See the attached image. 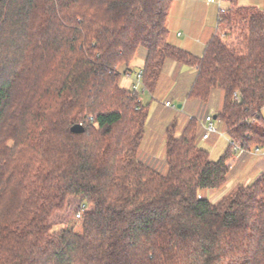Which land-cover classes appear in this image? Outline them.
Returning <instances> with one entry per match:
<instances>
[{
  "label": "trees",
  "instance_id": "trees-1",
  "mask_svg": "<svg viewBox=\"0 0 264 264\" xmlns=\"http://www.w3.org/2000/svg\"><path fill=\"white\" fill-rule=\"evenodd\" d=\"M222 1L196 58L167 41L174 0H0V264H264V172L206 197L235 148H264V11ZM139 50L145 90L175 62L187 98L223 92L218 161L196 120L167 129L165 174L138 161L148 106L120 81Z\"/></svg>",
  "mask_w": 264,
  "mask_h": 264
},
{
  "label": "rangeland",
  "instance_id": "rangeland-1",
  "mask_svg": "<svg viewBox=\"0 0 264 264\" xmlns=\"http://www.w3.org/2000/svg\"><path fill=\"white\" fill-rule=\"evenodd\" d=\"M221 5L225 7V3L222 0ZM216 9L219 13V9L217 6ZM225 32V27L219 25L216 31V35L222 36ZM182 34L183 36H185L184 33ZM190 35L193 37V39H199V35L195 32V29H193ZM143 54L144 53L142 50L138 51L137 55L129 66L130 73L138 72L141 69L143 64ZM161 74L163 78L159 80V83L156 86L155 93L151 94L149 91L143 89L144 92L141 93L139 96L142 104L148 106V113L144 127V135L141 141V145L139 147L138 154L140 158H156L157 160H161L160 162L157 161V164L155 162L156 165L154 166H156L157 168L155 170L159 173L165 174L167 169L166 165L163 163V160L165 158L163 141V137L165 135L164 131L172 127L174 128V133L178 134L180 132L179 130L181 128L182 123L189 116H192L196 121L204 119L207 113H211L212 116H215L221 110L224 95L220 89H215L210 94V97L208 98L207 102L203 103L198 100H193L191 101V105L193 106H190V108L187 107L184 110L177 109V105H181V103L183 102L182 95L185 94L187 91L189 92L190 88L192 87V84L195 80V72L190 67H185L182 68L181 71H177L176 73H174L172 76V73H170L168 69H164L163 73ZM131 83V80H129L127 77H121L120 84L121 86H123V88L131 89ZM141 89L142 88H140V90ZM165 101H170L172 107H164ZM261 114L264 118V108ZM213 124L217 128L218 133L212 134L210 140L202 141L199 144L203 149L208 152L209 159L213 162H216L227 150L230 142L225 136L222 129V125L219 123V121L215 119L213 121ZM151 130L153 131V133H151ZM252 154V158L248 161L247 166L243 167V169H239L236 173V179L240 182L244 180L243 178L245 176L242 175L243 171L245 170H247L248 176L249 178H251V181H254L259 174V171H256L257 165L255 164V161L264 156V154ZM236 155L238 156L239 153L237 152ZM237 156L234 155V157L236 158ZM251 167L253 169L251 172H249L248 170ZM150 168L152 167L150 166ZM206 197L209 198L211 201H215L218 197V194L216 196L214 194L206 192ZM61 227L62 226L59 224L55 225L53 227V230H58Z\"/></svg>",
  "mask_w": 264,
  "mask_h": 264
},
{
  "label": "crops",
  "instance_id": "crops-1",
  "mask_svg": "<svg viewBox=\"0 0 264 264\" xmlns=\"http://www.w3.org/2000/svg\"><path fill=\"white\" fill-rule=\"evenodd\" d=\"M236 2H237V6H240V7H255L261 11H264V0H236ZM225 7H227L226 4H225ZM218 16H219V13L217 12L216 5L207 3L206 0H174L169 10L167 20H166V27L168 30V35H167L168 43L172 46H175L177 48H180L188 52L189 54H191L192 56L196 58L202 57L207 43L214 35H216V31L218 29V22H217ZM193 29H195V32L198 33L199 39H193V37L190 35ZM182 33H184L185 36H183ZM185 67H188V66L177 64L175 62H167L164 69H168L169 72L172 73L171 74L172 76L174 73H176L177 71H181L182 68H185ZM191 69H193V71L195 72L194 68H191ZM163 71L161 73H163ZM129 74H133V72ZM124 76L127 77L126 75ZM127 78L131 80V78L129 77ZM162 78L163 77L161 74L159 80H161ZM159 80L157 84L159 83ZM156 86L154 90L150 92L151 94L155 93ZM187 95H188V91L182 95L183 102L181 103L180 109L184 110L187 107L190 108V106H193L191 105L192 104L191 101H193V99L187 98ZM165 103H170V101H165ZM170 105L172 106L171 103ZM164 107H167V106L164 105ZM168 108H171V107H168ZM207 115H212V114L207 113L205 116ZM189 117H192V116H189ZM188 120H189L188 118L184 120L179 130L180 132L178 134L174 133L176 137L181 134ZM164 132H165V135L163 137V141L165 144L167 129ZM151 133H153L152 130H151ZM211 136L212 135H210L207 140H202L200 138V140L198 141V146L202 148L199 143L202 141L210 140ZM234 152H235V156H237L236 155L237 152L236 151ZM252 155H253L252 152H250L246 155H238L239 156V157L237 156L238 159L234 157V161L232 163L233 167L229 174L226 186L220 193H217L218 197L216 198V200L219 198V196H222L223 194L228 192L230 189H233L238 185L245 186L252 182L251 178H249L248 176L247 170L243 171L242 176H245V177L243 178L244 180H242V182L236 179L237 171L247 166V163L252 158ZM137 159L141 163L146 164L149 167L151 166L154 170L157 169L156 166H154L157 164V161L159 162L161 161V160H157L156 158H153V159H148V158L145 159L143 157L140 158L139 154H137ZM163 163L166 165L165 158L163 160ZM255 164L257 165L256 171H259V174L263 173L264 172V156L256 160ZM166 169H167V166H166ZM252 169L253 168L251 167L248 171L251 172ZM231 178H232V181H231ZM217 194H214V195L217 196Z\"/></svg>",
  "mask_w": 264,
  "mask_h": 264
},
{
  "label": "built area",
  "instance_id": "built-area-1",
  "mask_svg": "<svg viewBox=\"0 0 264 264\" xmlns=\"http://www.w3.org/2000/svg\"><path fill=\"white\" fill-rule=\"evenodd\" d=\"M207 3L215 4L219 9V14H224L227 11V7H224L221 5V0H206ZM127 77L131 78V90L141 94L144 92V87L142 85V70H139L138 72H135L133 74H126ZM140 88H142L140 90ZM165 106L172 107L170 103H165ZM212 115H207L204 117V119L197 121L200 128L203 131V135L201 137L202 140H207L210 135L217 134L218 130L213 124V121L215 120ZM189 120H195L193 117H188ZM235 151L239 153V155L242 153L240 150L235 148ZM255 155H263L264 154V148L260 147H254L251 151Z\"/></svg>",
  "mask_w": 264,
  "mask_h": 264
},
{
  "label": "water",
  "instance_id": "water-1",
  "mask_svg": "<svg viewBox=\"0 0 264 264\" xmlns=\"http://www.w3.org/2000/svg\"><path fill=\"white\" fill-rule=\"evenodd\" d=\"M180 108H181V105H177V109H180ZM213 118L216 119L215 116ZM83 131H84V128L80 124H76L70 128V132L72 134H81L83 133Z\"/></svg>",
  "mask_w": 264,
  "mask_h": 264
}]
</instances>
